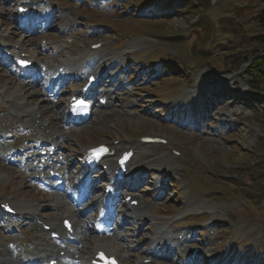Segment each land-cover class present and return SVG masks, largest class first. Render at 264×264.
<instances>
[{"label":"rangeland","instance_id":"1","mask_svg":"<svg viewBox=\"0 0 264 264\" xmlns=\"http://www.w3.org/2000/svg\"><path fill=\"white\" fill-rule=\"evenodd\" d=\"M110 1L64 0L59 13L67 14L73 27L65 34L57 30L48 34L64 40L73 38L77 58L86 52L85 43H101L108 59L106 66L117 72L127 95L120 100L126 106L124 111L115 103L114 110H120L122 116L103 125L96 121L109 109H100L89 128L64 132L51 105L44 101L46 97L37 95L38 89L31 85L24 88V79H15L14 74L0 68V125L12 127L10 111L16 104L29 112L40 106L45 119L55 120L54 127L64 132V149L72 154L98 143L116 145L117 138L135 143L133 165L143 169L146 185L135 195L150 204L151 211L148 219L127 224L133 231L126 232L129 239L125 244L132 250L122 264L141 262L140 252L151 245L150 237L157 235L162 240L160 235L175 230L188 241L190 238L191 246H199L209 259L206 264L222 260L264 264V94L244 72L253 57L264 52V46H259L252 55L257 46L253 37L264 33L255 21L264 10V0H151L170 4L159 14L144 11L145 0ZM108 9L111 13H106ZM14 11L10 4H0L1 38L9 36L15 41L13 46L20 45L35 61L44 59L50 64L55 58L49 53L38 58L35 49L47 39L21 37L11 22ZM51 43L54 50L60 48L50 40L47 47ZM232 65L239 70L233 72ZM205 97L209 98L210 115L203 120L194 114L188 118L192 113L184 116L186 103L201 106ZM128 101L135 104L129 106ZM113 112L111 117L118 115ZM20 121L25 124L27 119ZM192 124L199 125L197 131H192ZM143 136L164 138L168 145L140 144L139 137ZM68 159L76 160L74 156ZM164 167L173 168L166 177L161 172ZM159 187L165 189L154 191ZM2 196L18 208L39 207L37 212L43 218L59 212L47 206L48 196L0 162ZM29 229L26 226L20 237L34 236ZM5 234L0 229V264H14L8 259ZM177 256L172 254L171 261L156 264H186L175 260Z\"/></svg>","mask_w":264,"mask_h":264},{"label":"bare ground","instance_id":"2","mask_svg":"<svg viewBox=\"0 0 264 264\" xmlns=\"http://www.w3.org/2000/svg\"><path fill=\"white\" fill-rule=\"evenodd\" d=\"M36 5L37 6L39 5V0H31V4L26 6V7L33 8L34 6L36 7ZM50 14L51 13H49V15ZM51 15H53V14H51ZM47 17H48V15L43 13L39 18L45 20V19H47ZM52 17L53 16H50V17H48V19H50ZM62 19L65 21L66 20V16H63ZM97 52H98V50L94 51L92 53V55H96ZM92 59H94L93 61H95V62H97V60H99V61H101V60L108 61L106 55H103V53L100 54V55H97V56H92ZM61 66H58V67H61ZM90 66H92V65H90ZM81 70H82V68L79 69V71H81ZM112 83H115V78L113 79ZM113 87L116 89V88H118V85H113ZM214 88L215 87H213V89ZM112 96H114V95H111L110 98ZM206 98L207 97H205V99L202 101L201 107L197 106L199 108L198 111L202 115V119L201 120H203V118L206 117L207 113H208V115H210V113L212 112L211 111L212 110L211 107H208V105H210V104L207 103V99L209 100V98H207V99ZM115 100L118 103L120 101V100H117V98H115L114 101ZM26 103H28V102H26ZM119 106H120V109L123 108V104H121ZM14 107L15 108L10 111V114L12 116L11 120H13L14 122L18 123L19 122L18 120H21L23 118L27 119L28 123L24 124V126L26 128H28L30 130H33V131H36L37 133H41L43 135H47L46 136L47 138L51 136L53 139H56V144H57V141L61 140L63 138V136H65L63 134L64 132L62 133L61 131H59L58 129H56L54 127V122L56 120L58 123L61 122L65 126L66 125L65 122L67 121L66 114L63 113L60 116H56L57 118L52 121V119H48V120L45 119V114L46 113L41 110L40 106H38L36 109H34V108L33 109L32 108L28 109L31 112L24 110V106H22L20 104H16ZM202 109H205V110L202 111ZM113 111L118 112V115L115 116V117H111V114H114ZM47 112H49V111H47ZM36 113H38V114H36ZM197 113L198 112L194 113V116H193L194 118L196 117ZM119 116H122V112L120 110L111 109V110L108 111V113H106L104 115H101L97 122H99L100 124H103V125H109L112 121L116 120ZM212 122H214V120H212ZM3 127L2 128L0 127L1 131H2V129L4 130ZM15 127L18 130H22L23 129L22 123H19L18 125H15ZM78 130L80 131L81 129H78ZM5 138L6 137L4 136V142L0 141L1 145H4L5 142L7 141V138H6V140H5ZM117 139H119V143L117 145H113L112 146V148L115 151L124 152V151L130 150V149H134V147H133L134 144H135L134 142H129V141L123 140L122 138H117ZM17 147H18L17 144L13 143L8 150L10 152H15V148H17ZM109 163H112L111 159H107V162L105 164L108 165ZM150 167L155 169V167H152V166H150ZM161 172L165 175V177L170 175V173H171L170 170L165 169V167H164V169ZM138 174H139V172H135V176L138 175ZM23 178H26V177H23ZM128 178L129 177H126L125 180L127 181ZM89 194H90V190L87 188V190L85 191V193L83 195L84 196H88ZM132 199L136 200L137 198L133 197ZM6 202L7 201L2 202V203H6ZM62 203H63L62 201H60V200H58L56 198H53V197L48 198L47 199V206L51 207V208H55V209L59 210V212L57 214H54V213L49 214V215L47 214V215H45L44 218H43V216L41 217L39 212H37V211H39V207H37V206L27 205V206L18 208V211H19L18 214L19 215H22L23 217H25L26 220H29L30 218L32 219L31 229L35 232V235L34 236L33 235L27 236L24 239L17 238L13 242L16 243V242L23 241L25 243H30L32 245V243H31L32 240L36 241L38 239H42V241H44V243H45V246L49 247L50 243L47 241V239L43 238L45 232L42 230V227L37 224L36 221L40 220V221H42L43 225L50 226L51 231H54V232L62 231L61 221L63 219H68L69 217H73V215H74L72 213V211L61 210L63 208ZM132 210H137V211L132 213ZM150 211H151V206H149L147 204H141L140 203V207H136V208L131 207L129 210H127L125 212V215H124V217H126L125 221H127V222L128 221H133V223H134V222H137L139 220L148 219L149 218L148 213ZM55 216H57V217L55 218ZM52 218H55V219L52 220ZM59 219H60V222H59ZM75 227L77 228V230H86V235L90 234V232H91V230H88V225L85 222L76 223ZM78 234H80L81 236L84 235L81 232L78 233ZM46 235H48V234L46 233L45 237H46ZM79 240H80V238H78L77 244H79ZM153 242L156 243L155 241H153ZM157 245H159V244L156 243L154 245V249L157 248ZM19 248L22 251L24 250V249H22V245H20ZM124 248H125V250H128L130 247L129 246H126V247H124V246L117 247L116 246V248H115L114 246L111 247V245L108 244V243H102V242L96 241L95 239L91 240L89 238H86V239H84L82 241L81 247L78 248L75 251V254L79 253V256L76 257V256L72 255L73 256V262H75V259H80V262H82L86 255L88 256L89 254L92 253V256H93V255L96 254L97 250L106 251L110 255H115V256H117V258L121 262V259H122V257H124V254H125L124 253V251H125ZM151 251L150 252L149 251L144 252L143 253L144 258L153 257V253L151 254ZM171 251H172V248H170V250L168 252H171ZM24 252L25 251H23L21 253L20 251H17V250H10L11 255H14V254L16 255V259L15 260H16V262L18 264H23L19 259L22 257V255H25ZM36 254L37 253H31L28 256L25 255L24 258L37 256ZM49 255H59V252H57L55 254L54 252L50 251ZM9 261H10V263L17 264L16 262L12 261L11 259H9ZM136 264H143V263L138 262ZM150 264H153V263H150Z\"/></svg>","mask_w":264,"mask_h":264},{"label":"trees","instance_id":"3","mask_svg":"<svg viewBox=\"0 0 264 264\" xmlns=\"http://www.w3.org/2000/svg\"><path fill=\"white\" fill-rule=\"evenodd\" d=\"M151 3H153V1L151 0H145L143 2L144 11H147L149 13H153L154 11H156L159 14V12L163 10V8H168L170 6L169 3H164L162 1H158L157 3H154V5H152ZM152 10L153 12H151ZM255 21L258 27L264 29V10L260 12L258 16H256ZM253 43L257 46L255 50H253L252 55H254L257 47L264 46V33L255 35L253 37ZM232 70L233 72H236L239 70V67L237 65H232ZM244 72L247 79L254 80L259 84L260 92L264 94V52H262V54L259 56L253 57L252 61L248 63Z\"/></svg>","mask_w":264,"mask_h":264},{"label":"snow or ice","instance_id":"4","mask_svg":"<svg viewBox=\"0 0 264 264\" xmlns=\"http://www.w3.org/2000/svg\"><path fill=\"white\" fill-rule=\"evenodd\" d=\"M20 63H21V64H26V62H25V61H20Z\"/></svg>","mask_w":264,"mask_h":264}]
</instances>
